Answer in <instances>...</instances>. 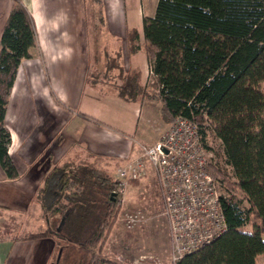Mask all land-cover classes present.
<instances>
[{
	"label": "trees",
	"instance_id": "1",
	"mask_svg": "<svg viewBox=\"0 0 264 264\" xmlns=\"http://www.w3.org/2000/svg\"><path fill=\"white\" fill-rule=\"evenodd\" d=\"M96 3L97 17L104 19V0ZM126 42L131 54L146 52L159 89H147L140 69L121 68L123 75L113 86L116 94L127 101L146 96L159 100L168 123L179 115L196 120L205 145L213 149L208 122L221 143L216 153L223 160L211 168L224 190L227 229L176 264H260L264 255V0H158L155 13L144 17L142 28H128ZM33 48H40L35 18L23 0H14L0 48V164L10 179L17 178L19 170L9 150L6 115L20 66L34 57ZM109 61L106 71L92 70V74L110 77L111 68L118 64ZM120 187L112 172L94 163L54 165L38 194L46 228L16 238L59 240L55 264H130L104 251L122 208Z\"/></svg>",
	"mask_w": 264,
	"mask_h": 264
},
{
	"label": "crops",
	"instance_id": "2",
	"mask_svg": "<svg viewBox=\"0 0 264 264\" xmlns=\"http://www.w3.org/2000/svg\"><path fill=\"white\" fill-rule=\"evenodd\" d=\"M23 2L35 18L40 48H33L34 57L22 62L6 115L11 131L9 150L19 176L8 178L0 164V264H55L59 240L16 238L14 231L4 230L2 221L29 217L34 225L29 233L45 229L47 220L38 194L54 165L65 161L109 169L123 165L140 153L142 144L159 140L171 123L162 118L159 100L146 96L127 101L116 94L112 76L104 80L93 76L92 70L108 69L112 55L105 49V66L93 63V43L82 0ZM104 3L102 23L126 44L120 56L110 47L117 64L122 63L125 70L140 69L147 89L157 91L158 78L146 52L131 54L127 47L128 28H142L143 22H131L125 18L128 12H123V17L111 16L109 1ZM126 3L124 0L125 9ZM13 6L14 0H0V48ZM108 43L104 42L105 47ZM151 122L158 124L157 137L144 141L142 125Z\"/></svg>",
	"mask_w": 264,
	"mask_h": 264
},
{
	"label": "built area",
	"instance_id": "3",
	"mask_svg": "<svg viewBox=\"0 0 264 264\" xmlns=\"http://www.w3.org/2000/svg\"><path fill=\"white\" fill-rule=\"evenodd\" d=\"M141 150L118 167L116 178L124 195L128 183L142 180L148 174V163L153 166L169 224L171 260L176 264L228 226L221 199L224 191L211 168L216 161L213 149L205 145L199 123L179 115L158 141L142 144Z\"/></svg>",
	"mask_w": 264,
	"mask_h": 264
},
{
	"label": "rangeland",
	"instance_id": "4",
	"mask_svg": "<svg viewBox=\"0 0 264 264\" xmlns=\"http://www.w3.org/2000/svg\"><path fill=\"white\" fill-rule=\"evenodd\" d=\"M108 1L110 4L107 10L111 13V16L115 17L119 15L123 17V12H128L129 15H125V18L130 19L131 22H138V24L143 22L146 15H153L155 13L158 2V0H127V8L125 9L124 0ZM82 3L85 21L87 22L86 26L90 28V36L93 43V63L95 62L104 67V64L107 62V57L105 58V49H107L106 53L108 52L112 55L110 57L112 60L109 59V62H112L111 65L114 66L117 63V58L110 52V49L113 48L112 51L116 50L115 53L120 56L126 50L125 41L113 34L109 30V26L102 23V20L97 17L99 13L96 0H82ZM105 39L109 40V47H105L104 42H108ZM120 64L123 65L122 63ZM114 67L111 69L110 75L112 76L111 79L116 80L123 75V71L120 72V70H125V67L122 69L121 66L116 65ZM93 76L100 80H104L107 77L95 74ZM261 85L264 88V82ZM51 92L53 93V90ZM209 128V142L213 147V159L222 161L223 157L218 156L216 153V148L221 149L220 140L215 139L213 131ZM142 129V137H145L144 141L151 142L157 137V123H147L146 126L143 124ZM141 152L142 150H140ZM115 164L113 162V165ZM119 166L121 165L117 164L111 169L107 168L115 178L117 177ZM139 182L128 183L124 195H122V208L119 217L104 251L113 258L128 259L130 264H172V244L168 219L164 213L163 196L157 174L150 163H148V174ZM222 191L224 190L222 189ZM41 217L44 219L43 216ZM33 221L37 223L35 219ZM2 224L5 231H14V235L17 234L18 236L25 235L23 233H29L31 226H34L29 217L21 220L14 218L11 220L5 219L2 221ZM57 253L58 251L55 253L54 259H56ZM59 256L60 251L58 253ZM259 262L260 264H264V255L259 257Z\"/></svg>",
	"mask_w": 264,
	"mask_h": 264
},
{
	"label": "water",
	"instance_id": "5",
	"mask_svg": "<svg viewBox=\"0 0 264 264\" xmlns=\"http://www.w3.org/2000/svg\"><path fill=\"white\" fill-rule=\"evenodd\" d=\"M113 196V195H112Z\"/></svg>",
	"mask_w": 264,
	"mask_h": 264
}]
</instances>
